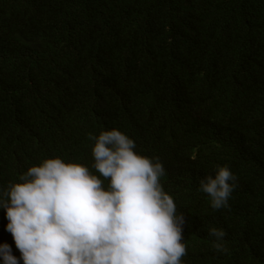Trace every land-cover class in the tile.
Segmentation results:
<instances>
[{
	"label": "trees",
	"instance_id": "16d2710c",
	"mask_svg": "<svg viewBox=\"0 0 264 264\" xmlns=\"http://www.w3.org/2000/svg\"><path fill=\"white\" fill-rule=\"evenodd\" d=\"M113 128L163 164L183 264H264V0H0V190L55 157L107 189L92 148ZM225 165L213 209L200 180Z\"/></svg>",
	"mask_w": 264,
	"mask_h": 264
},
{
	"label": "clouds",
	"instance_id": "9594fccd",
	"mask_svg": "<svg viewBox=\"0 0 264 264\" xmlns=\"http://www.w3.org/2000/svg\"><path fill=\"white\" fill-rule=\"evenodd\" d=\"M92 148L107 189L88 166L47 158L0 190L6 230L20 257L0 244L2 264H183L186 219L178 213L160 177L158 158L139 154L118 129L101 131ZM237 177L228 166L200 180L213 209L228 207ZM212 244L226 251L222 228H211Z\"/></svg>",
	"mask_w": 264,
	"mask_h": 264
}]
</instances>
